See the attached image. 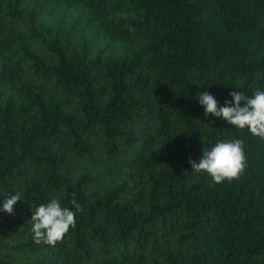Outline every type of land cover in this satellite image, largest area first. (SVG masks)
<instances>
[{
	"label": "trees",
	"instance_id": "obj_1",
	"mask_svg": "<svg viewBox=\"0 0 264 264\" xmlns=\"http://www.w3.org/2000/svg\"><path fill=\"white\" fill-rule=\"evenodd\" d=\"M234 90H264V0H0V264H264V139L197 96ZM232 139L238 179L193 171ZM52 198L83 211L37 244Z\"/></svg>",
	"mask_w": 264,
	"mask_h": 264
},
{
	"label": "clouds",
	"instance_id": "obj_2",
	"mask_svg": "<svg viewBox=\"0 0 264 264\" xmlns=\"http://www.w3.org/2000/svg\"><path fill=\"white\" fill-rule=\"evenodd\" d=\"M197 96L199 103L205 108V115L222 118L240 129L247 127L253 135L264 139V90H256L252 97L245 95L243 91L234 90L230 93L233 99L226 100L222 107L209 92H198ZM243 145L242 139L217 142L210 150L204 147L199 162L189 157V163L194 172H207L215 183L238 179L247 167ZM20 200L18 192L8 196L3 203V210L13 214L14 205ZM70 203L75 211L62 207L58 198H52L33 211L31 231L37 244L43 242L55 246L70 228L75 227L76 212L83 211V207L75 198Z\"/></svg>",
	"mask_w": 264,
	"mask_h": 264
}]
</instances>
